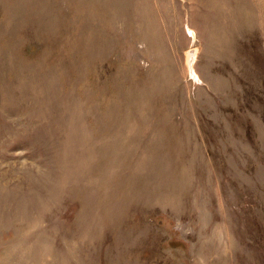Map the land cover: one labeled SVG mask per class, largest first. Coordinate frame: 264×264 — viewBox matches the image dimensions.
Listing matches in <instances>:
<instances>
[{
	"label": "rangeland",
	"instance_id": "obj_1",
	"mask_svg": "<svg viewBox=\"0 0 264 264\" xmlns=\"http://www.w3.org/2000/svg\"><path fill=\"white\" fill-rule=\"evenodd\" d=\"M0 264H264V0H0Z\"/></svg>",
	"mask_w": 264,
	"mask_h": 264
}]
</instances>
